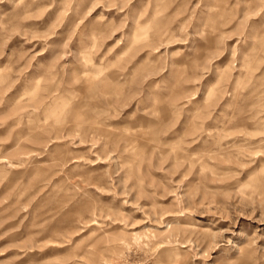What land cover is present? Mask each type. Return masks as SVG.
Returning <instances> with one entry per match:
<instances>
[{
    "label": "rangeland",
    "instance_id": "374dc122",
    "mask_svg": "<svg viewBox=\"0 0 264 264\" xmlns=\"http://www.w3.org/2000/svg\"><path fill=\"white\" fill-rule=\"evenodd\" d=\"M0 264H264V0H0Z\"/></svg>",
    "mask_w": 264,
    "mask_h": 264
}]
</instances>
